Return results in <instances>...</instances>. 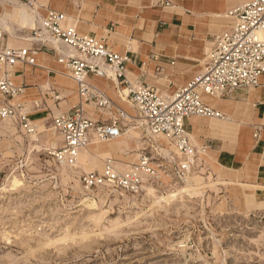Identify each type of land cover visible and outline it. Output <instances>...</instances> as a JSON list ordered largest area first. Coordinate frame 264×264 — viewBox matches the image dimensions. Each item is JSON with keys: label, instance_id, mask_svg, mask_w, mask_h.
<instances>
[{"label": "rangeland", "instance_id": "obj_1", "mask_svg": "<svg viewBox=\"0 0 264 264\" xmlns=\"http://www.w3.org/2000/svg\"><path fill=\"white\" fill-rule=\"evenodd\" d=\"M73 87L70 98L77 100L69 107L78 103ZM125 105L139 117L134 106ZM37 110L28 117H49L47 109ZM17 120L0 119V264H264V189L247 186L260 171L214 161L210 150L222 145V136L197 135L201 144L193 137L196 145L209 147L186 165L174 150L172 156L161 150L146 129L133 128L140 124L134 117L124 119L120 138L133 140V149L114 157L141 168L146 154L154 169L138 192L86 189L83 172H97L107 157L101 145L95 144L96 155L88 152L82 166L62 167L52 154V142L59 147L62 138L47 131L52 117L40 123L45 132L37 143ZM165 138L158 143L167 145ZM255 140L247 159L263 165L264 144Z\"/></svg>", "mask_w": 264, "mask_h": 264}, {"label": "crops", "instance_id": "obj_2", "mask_svg": "<svg viewBox=\"0 0 264 264\" xmlns=\"http://www.w3.org/2000/svg\"><path fill=\"white\" fill-rule=\"evenodd\" d=\"M34 1L39 17L46 16L50 9L63 11L76 24L79 32L103 36L115 51L128 54L131 59L125 63V73L130 79L142 78L161 91L174 92L202 69L203 60L213 44L212 37L228 28L232 21L228 13L249 0H170L171 5H165L161 0ZM27 12L31 17L25 16ZM0 18H3L0 22L5 23L9 45L37 49L34 53L35 64L19 62L14 68L13 79L16 83L24 82L28 85V95L24 96L28 113L40 108L48 110L46 115L49 117H44V113L36 118L31 116L35 119L31 120L39 123L40 132H45L40 123L60 111L68 110L70 104L77 100L76 96L70 98L73 86L77 87V84L72 81L74 79L71 80L66 65L58 60L69 48L64 43H55L56 48L20 37L35 23L32 9L24 0L0 1ZM89 80L103 89L118 105L131 111L125 105L127 101L120 99L111 79L90 75ZM260 83L256 88L239 89L230 97L217 98L204 94V100L225 112L229 119L193 116L186 120V128L199 144L197 135L222 136V145L210 150L214 161L227 168L243 167L249 172L258 169L260 173L254 178H258V185L254 183L256 185L247 186L264 189V164L247 159V155L256 146V131L259 132L261 145L264 144V74ZM116 93L118 100L115 98ZM56 95L61 98L58 100ZM85 105L92 118L109 119L105 113L106 116L96 113L98 107L94 102ZM89 108H93V112ZM98 110L104 111L100 108ZM48 130L52 131L51 126ZM38 141L39 135L35 143ZM116 141L118 143L115 145H105V142L92 139L87 147L81 149L79 165L86 163L88 152L96 155L89 146L100 144L101 153L107 157L97 169H103L108 157L116 160L118 168L125 169L126 164L114 155L129 154L133 149V140L130 142L120 138ZM138 155L139 152H135L132 157L137 159Z\"/></svg>", "mask_w": 264, "mask_h": 264}, {"label": "built area", "instance_id": "obj_3", "mask_svg": "<svg viewBox=\"0 0 264 264\" xmlns=\"http://www.w3.org/2000/svg\"><path fill=\"white\" fill-rule=\"evenodd\" d=\"M161 1L171 5L170 0ZM229 14L232 21L228 28L214 35L202 69L174 92L161 91L142 78L130 79L125 73V63L131 57L115 51L103 36L79 32L65 12L50 9L44 17L37 15L38 24L28 27L30 35L26 37L27 40L55 47V43H64L69 50L58 60L66 65L78 92L85 97V101L95 102L98 108L110 109L108 120H96L89 115L85 103L80 101L68 111L53 116L54 129L63 136V144L52 148L54 159L77 165L76 156L81 147L89 144L93 137L111 139L119 136L123 133V120H131L127 110L89 80L90 75H97L111 80L116 77L115 88L118 92L120 88L127 87V97L138 111L140 124L152 134L172 141L177 154L184 157V164H194L198 150L190 141L186 120L197 115L213 118L227 116L205 101L203 95L230 97L239 89L258 87L264 74V0H249ZM5 28L1 22L0 116H17L20 122H24L21 126L34 131L29 113H25V101L18 99L26 92V83H16L13 72L19 62L35 64L34 53L37 49L9 45ZM113 108L116 114H112ZM255 137H259L258 132ZM208 147L204 145L203 150ZM115 161L113 157H108L102 172L93 170L84 173V188L111 186L138 192L143 186L141 172L154 169L146 154L140 160L141 168L127 165L125 171L117 172Z\"/></svg>", "mask_w": 264, "mask_h": 264}, {"label": "bare ground", "instance_id": "obj_4", "mask_svg": "<svg viewBox=\"0 0 264 264\" xmlns=\"http://www.w3.org/2000/svg\"><path fill=\"white\" fill-rule=\"evenodd\" d=\"M0 1H7V0H0ZM26 2V4H28L29 5V7H31V9L33 10V12H32V17L34 16V21H35V23H34V25H32L31 27H33V26H37V21H36V18H37V15H38V11L36 10V4H35V1L34 0H28V1H25ZM229 14V13H228ZM229 16H230V14H229ZM3 24H4V26H5V23L3 22V21H1ZM0 22V23H1ZM6 29V28H5ZM28 35H30L29 34V31H27V33L25 34V35H23V36H20V37H22L23 39H25V40H27V38H28ZM263 35V34H262ZM27 37V38H26ZM0 69H1V65H0ZM111 74H113L114 75V72L112 71V73ZM113 82H114V84H115V82H117L118 81V79L116 78V77H114V80H112ZM252 89V88H251ZM78 91V90H77ZM128 91H129V89L127 88V87H124V88H120V92H118V95H119V97H120V99L121 100H123V101H127L128 103H130V105L131 106H134L133 105V103H132V101L131 100H129L128 99V97H127V94H128ZM78 93V103L80 102V101H83L85 104L86 103H88L89 101H85V97H83L79 92H77ZM24 96L25 95H21L20 97H18V99H20V100H24ZM56 97L57 98H61V96L60 95H56ZM215 97H217V98H221L222 96H215ZM25 101V100H24ZM95 103V102H94ZM25 105H26V102H25ZM97 107V106H96ZM135 107V106H134ZM71 107H69V109H70ZM136 108V107H135ZM25 113L27 114L28 113V106L26 105L25 106ZM68 109V110H69ZM100 109H102V108H100ZM68 110H66V111H68ZM66 111H60V112H58V113H56V114H54V115H52L51 117L53 118V116H55V115H57V114H59V113H62V112H66ZM104 111L106 112V113H108V114H110V109H104ZM130 114V119L131 118H135V120H137V122L138 123H140V121H141V118L140 117H138L137 116V114H132V113H129ZM197 116H203V115H197ZM204 117H206V116H204ZM210 118H213V117H210ZM0 119H3V120H8V121H14V120H16V121H18L17 119H18V117L17 116H15V117H10V116H0ZM218 119H224V120H228L229 118H228V116H226L225 118H218ZM206 120V119H205ZM205 122V121H204ZM30 124L35 128L34 130H36V131H33V132H29L28 130H27V128H25L24 126H21V128H22V130H24L26 133H28V136L30 137V138H33V137H35L36 138V140H38V135H39V133H40V126H39V123L37 122V121H33V120H31L30 119ZM133 125V124H132ZM133 128H139V129H141L142 131H143V129H146V131L148 132L147 134H148V136H150V137H152V138H154V141H156V143L158 144V147H160V149H162L163 151H166L170 156H172V150H174V152L175 153H177V150L175 149V147H174V145H173V143H172V141H170V140H167V138H165L164 140L166 141V143H167V145H163L162 143H158L159 142V137H160V135H154V134H152L151 132H150V130H148L147 129V127H145L144 125H141V124H139V125H133ZM51 129H52V131H53V133L54 134H57L60 138H62V143H61V145L63 144V136H62V134L61 133H59L58 131H55V129H54V126H53V120H52V124H51ZM28 131V132H27ZM123 134H124V132L123 133H121L119 136H117V137H114V138H111V139H102V138H99V137H93L92 139H94L95 141H98V142H110V141H114V140H116V139H118V138H120L121 136H123ZM254 136H255V133H254ZM190 141H191V143L193 144V146L196 148L197 147V150H198V152H202V150H203V146L204 145H206V144H202L201 146H199V145H196L195 143H194V141H193V139H192V137H191V135H190ZM259 138V137H258ZM35 140V141H36ZM168 141V142H167ZM91 142H92V140H91ZM91 142H89V144L91 143ZM53 145V147L52 148H54V147H56V143H52ZM89 144H87V145H84L83 147H81L80 148V150L77 152V158H78V163H77V165H75V166H80L79 165V157H80V152H81V149H83V148H85V147H87ZM60 145V146H61ZM90 147H92L91 149L92 150H94V151H97V149H98V146H90ZM202 149V150H201ZM193 152H194V149H193ZM101 153V152H100ZM179 154V153H178ZM208 155V154H207ZM59 164H60V166H62V167H64V166H69V168L71 167V166H73L74 164H69V163H67V162H58ZM104 166H105V163H104ZM104 166H103V169L102 170H100V169H97V170H99L100 172H102L103 170H104ZM127 168V167H126ZM126 168L125 169H120V168H118L116 165H115V169H116V171L117 172H119V171H121V172H123V171H125L126 170ZM93 170H95V169H92V170H88V171H84L83 173H88V172H90V171H93ZM147 173V172H146ZM146 173L144 172V171H142L141 172V175H142V178H143V180H145V178H146ZM82 188H84V186H82Z\"/></svg>", "mask_w": 264, "mask_h": 264}]
</instances>
